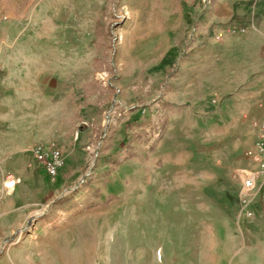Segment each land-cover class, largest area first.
I'll use <instances>...</instances> for the list:
<instances>
[{"label":"rangeland","instance_id":"374dc122","mask_svg":"<svg viewBox=\"0 0 264 264\" xmlns=\"http://www.w3.org/2000/svg\"><path fill=\"white\" fill-rule=\"evenodd\" d=\"M45 1L0 0V17L27 16L35 9L39 16L69 15L76 44L86 47L77 61L90 63L92 82L77 96V105L81 111L91 102L101 104L105 115L98 126L87 119L76 126L77 141L84 127L96 125L90 148L84 150L87 162L75 168L81 177L63 195H78L86 202L84 208L107 212L108 246L105 257L97 245L92 257L77 252V261L235 264L236 257H246L235 227L236 210L251 217L255 202L252 196L245 207L241 196L236 199L235 186L262 167L255 161V137L236 126L234 134L228 133L230 119H217L177 98L179 68L183 52L192 45L201 0ZM218 127L220 133L213 134ZM114 160L120 163L114 165ZM212 175L219 181L206 180ZM118 181L124 188L117 195L110 188ZM120 205L124 208L115 226L111 218ZM22 228L0 229V260L10 246L23 242L27 231Z\"/></svg>","mask_w":264,"mask_h":264},{"label":"crops","instance_id":"0c3cea01","mask_svg":"<svg viewBox=\"0 0 264 264\" xmlns=\"http://www.w3.org/2000/svg\"><path fill=\"white\" fill-rule=\"evenodd\" d=\"M68 16L54 12L39 16L35 9L27 16L0 17V229L16 231L43 214L36 233L10 246L0 264H80L77 252L79 257H92L97 245L105 257L107 212L84 208L86 202L78 195H63L81 177L75 168L87 162L84 150L90 148L94 127L102 124L105 115L104 107L93 102L79 111L77 96L92 82L91 65L77 61L86 47L76 44L74 21ZM195 20L192 45L183 52L179 68L178 103L230 119L225 126L228 133L234 134L235 126L242 128L257 143L264 126V0H201ZM84 119L96 125L84 127L76 141L75 128ZM212 132L218 135L219 127ZM51 141L64 151V166L57 177L34 154L37 143ZM10 177L17 184L2 193ZM206 180L218 182L219 176ZM243 180L235 186L236 199ZM112 186L110 192L117 195L124 188L120 181ZM252 196L253 216L236 210L235 227L246 257H236L235 264H264V174ZM123 208L120 205L111 218L113 225L119 224ZM132 215L138 241L136 211Z\"/></svg>","mask_w":264,"mask_h":264},{"label":"built area","instance_id":"2783aa9c","mask_svg":"<svg viewBox=\"0 0 264 264\" xmlns=\"http://www.w3.org/2000/svg\"><path fill=\"white\" fill-rule=\"evenodd\" d=\"M79 136V133H76V138ZM259 155L255 157V160L262 166L258 172L253 173L251 176L245 177L243 180V184L240 189V196L245 207H248L254 190L256 189L258 180L262 177L264 173V126L262 131L258 137L256 143ZM34 154L37 162L42 165L47 172L52 177H57L60 174L61 169L64 166V155L61 146L56 141H51L48 143H37L35 145ZM17 184V179L10 177L5 183L4 188L1 189V192H7ZM248 215H252L253 212L251 210H247ZM43 215L38 214L33 217L21 230L22 233L26 230V237L34 234L37 222L39 221V217ZM26 228V229H25ZM29 230H32L29 231Z\"/></svg>","mask_w":264,"mask_h":264},{"label":"trees","instance_id":"16d2710c","mask_svg":"<svg viewBox=\"0 0 264 264\" xmlns=\"http://www.w3.org/2000/svg\"><path fill=\"white\" fill-rule=\"evenodd\" d=\"M110 158H112V157H110ZM114 163V165H118L119 163H120V161H118V160H114L113 161ZM107 164H109L108 162H107ZM97 191H99L98 189L96 190V196H99V194L97 193Z\"/></svg>","mask_w":264,"mask_h":264}]
</instances>
